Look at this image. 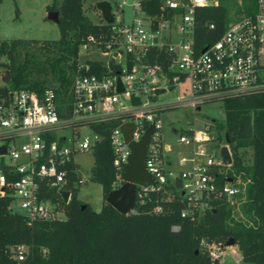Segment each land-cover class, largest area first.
I'll return each instance as SVG.
<instances>
[{
    "label": "built area",
    "instance_id": "obj_1",
    "mask_svg": "<svg viewBox=\"0 0 264 264\" xmlns=\"http://www.w3.org/2000/svg\"><path fill=\"white\" fill-rule=\"evenodd\" d=\"M218 2L163 0L161 12L148 15L135 0L131 19L113 26L112 41L95 43L89 37L81 46L93 45L110 57L106 62L90 60L101 61L102 71L98 72L88 60L79 61L70 88L61 94L53 87L40 93L9 88L0 91V149L4 147V152L0 150V197L10 200L8 208L22 215L28 224L65 218L59 202L47 196L46 189L54 190L61 198V193L67 191L69 200L70 162L77 165L76 181L82 183L75 157L85 151L93 152L100 140L91 124H109L114 188L124 183L123 165L131 152L128 143L140 141L153 125L145 166L156 183L140 187L137 197L147 190L162 189L168 181H179L177 191L186 204L180 216L191 221L212 208L215 200L225 199L230 204L239 200L245 182L239 176L226 174L224 168L230 165H223L220 147L228 144L208 135L210 130H216L213 122L204 123L201 131L191 124L170 128L171 133L177 134L178 142L196 147L190 156L181 155L180 167L174 169L160 119L166 109L187 106L197 112L203 103L264 90V0H257L253 12L240 10L229 15L222 35L200 52L195 50V9ZM124 4H119V8ZM151 48L169 52L171 59L166 70L143 60ZM186 79L188 88L182 95L169 102L157 100L163 94L158 90L170 91ZM125 123L134 125L127 142L121 130ZM83 128H89L87 135H82ZM213 154H217V159ZM4 157H8L7 162L2 161ZM227 246L222 241H200L211 261H220ZM25 251L24 245L17 246L16 258L23 260Z\"/></svg>",
    "mask_w": 264,
    "mask_h": 264
},
{
    "label": "trees",
    "instance_id": "obj_2",
    "mask_svg": "<svg viewBox=\"0 0 264 264\" xmlns=\"http://www.w3.org/2000/svg\"><path fill=\"white\" fill-rule=\"evenodd\" d=\"M83 1L50 0L45 6L46 11L58 13V39L0 40V56L5 57L0 66L9 78L0 91L9 88L40 93L53 87L61 94L70 88L80 47L89 37L105 44L115 34L113 22H93L84 13ZM94 1L96 5L101 0ZM138 2L148 15L161 12L163 0ZM256 3L257 0H219L216 5L197 7L195 50L200 52L222 35L231 9L250 13ZM170 59L165 48H151L143 56L145 62L161 65L164 70ZM88 61L98 72L103 70L101 61ZM222 102L224 120L210 121L218 140L224 142L225 134L229 139L232 164L224 168L226 174L239 176L245 182L236 214L235 204L218 199L196 221L182 218L180 211L186 204L177 191L179 181H168L160 190L143 192L131 212L120 214L105 201L114 188L109 124H91L100 140L94 146L88 178L101 186V208L96 211L78 198L77 165L71 162L67 165L69 200L64 202L54 190L46 189V195L64 210L63 219L28 224L22 215L8 208V198L0 197V264H215L200 247V241L226 242L230 238L238 246L243 262L264 264V90ZM248 152L250 159L246 161ZM173 226L178 229L173 230ZM19 245L26 247L23 260L16 258Z\"/></svg>",
    "mask_w": 264,
    "mask_h": 264
},
{
    "label": "rangeland",
    "instance_id": "obj_3",
    "mask_svg": "<svg viewBox=\"0 0 264 264\" xmlns=\"http://www.w3.org/2000/svg\"><path fill=\"white\" fill-rule=\"evenodd\" d=\"M111 3V12L113 14L112 22L115 24L118 21L128 22L131 19V4L135 3V0H109ZM50 0H0V40L12 39V38H25V39H40V40H54L59 37V29L57 24L46 18L47 11L45 6ZM125 2L122 8H119V4ZM84 13L93 21H103L100 11L96 8L94 0H84L82 3ZM121 10H123L121 12ZM236 10L233 8L230 10L232 15ZM109 56L103 55L93 45L86 47H80L79 61L86 62L87 60H101L106 62L109 60ZM5 61V57L0 56V63ZM4 68L0 66V86L5 83ZM188 88V79L175 85V87L157 97L158 101H173L176 96L182 95ZM225 110L222 101H211L203 103L197 112L191 111L187 106H178L176 108H170L163 110L160 115L162 123L163 138L170 146V150L167 152L171 159V166L174 169L180 167L178 158L181 155L190 156L192 150H195V146L185 145L178 142L177 134L170 132L172 126H187L188 124L194 125L197 131L203 129V124L212 120H224ZM89 128H83L81 130L82 135L89 133ZM208 135L210 137H216L218 132L216 130H210ZM216 151V150H215ZM217 153V152H216ZM213 158L217 159V154H213ZM250 159V152L245 157L246 161ZM76 162L80 164L83 181L79 186L78 198L84 203L90 204V206L98 211L101 208L102 203V191L101 186L89 180V174L91 167L94 163V156L92 151H85L78 154L75 157ZM3 162L8 161V157L2 159ZM189 164L186 163L185 167ZM240 200L234 202L235 214L238 211L237 208L240 204ZM13 207L15 205L13 204ZM239 215V213H238ZM211 242V241H208ZM221 242V241H220ZM223 242V241H222ZM225 242V241H224ZM234 245L227 246L225 248V256L220 259L221 262L229 264H247L243 262L241 253ZM237 252L238 257L235 255ZM239 258V260H238Z\"/></svg>",
    "mask_w": 264,
    "mask_h": 264
},
{
    "label": "water",
    "instance_id": "obj_4",
    "mask_svg": "<svg viewBox=\"0 0 264 264\" xmlns=\"http://www.w3.org/2000/svg\"><path fill=\"white\" fill-rule=\"evenodd\" d=\"M96 8L100 11L102 18L106 22H112L113 14L111 12V3L107 0H101L96 3ZM46 18L52 20L55 23L58 21V13L56 11H47ZM8 76H5V84L8 82ZM118 90L121 89L120 81L118 80ZM164 89L158 90V93H164ZM134 125L132 123H125L121 126V130L125 141H129L131 137ZM153 131V125H151L143 137L138 142H129V148L131 150L128 161L123 165L122 179L124 183L111 190L108 196L105 198L106 203L111 205L120 214H128L131 212L137 201V192L140 187H147L155 184V179L148 173L145 166L146 151L150 136ZM225 142L229 143L227 134H225ZM4 152V147L0 149ZM220 157L223 165L228 166L232 164V157L227 145L220 147ZM68 192L63 191L61 193L64 202L68 201ZM85 204H82V208ZM232 238L226 241V245H234ZM214 263H218L217 260Z\"/></svg>",
    "mask_w": 264,
    "mask_h": 264
},
{
    "label": "crops",
    "instance_id": "obj_5",
    "mask_svg": "<svg viewBox=\"0 0 264 264\" xmlns=\"http://www.w3.org/2000/svg\"><path fill=\"white\" fill-rule=\"evenodd\" d=\"M107 1H109V0H107ZM109 2H110V1H109ZM234 246L237 247V249H238V246H237L236 244H234ZM234 246H233V249H232V250H235V249H234ZM238 251H239V249H238ZM235 255H238L237 252H235ZM219 262H220V263H223V264H229V263H225V262H221V261H219Z\"/></svg>",
    "mask_w": 264,
    "mask_h": 264
}]
</instances>
